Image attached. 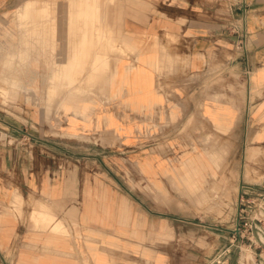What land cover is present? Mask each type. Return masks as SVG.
Returning <instances> with one entry per match:
<instances>
[{
	"label": "crops",
	"instance_id": "1",
	"mask_svg": "<svg viewBox=\"0 0 264 264\" xmlns=\"http://www.w3.org/2000/svg\"><path fill=\"white\" fill-rule=\"evenodd\" d=\"M15 10L34 26L8 30L20 49L0 62L19 87L0 97V264H197L186 233L201 225L170 199L230 177L171 173L177 131L193 119L198 142L239 143V192L264 181V0H0L3 26ZM248 196L264 264V204Z\"/></svg>",
	"mask_w": 264,
	"mask_h": 264
},
{
	"label": "rangeland",
	"instance_id": "2",
	"mask_svg": "<svg viewBox=\"0 0 264 264\" xmlns=\"http://www.w3.org/2000/svg\"><path fill=\"white\" fill-rule=\"evenodd\" d=\"M25 16H23V18H25ZM18 18L19 16L15 10L11 13V21H9L7 25L5 24L3 26L0 23V62H5L6 56L11 51H16V53H18L17 51L20 49L17 45V37L4 39V37L9 35L7 33L9 29L16 31L19 25V30H22V32H24V28L31 32L33 30V22L16 20ZM19 64H21V68H23L20 70L21 74L25 73V77L33 78L34 71L24 69V66L29 67V65L16 61L17 67ZM80 74L81 71H74L75 78H80ZM15 75L18 78V70L15 72ZM18 92L19 87L17 85H12L8 79H5V75L0 77L1 99L6 102L16 101ZM217 109L218 113L225 112L226 106L218 104ZM212 118L217 126H225L226 118L224 115L220 117L216 114V116ZM167 122L170 121L166 120L164 123L168 124ZM166 124L162 127L154 126L155 131L159 133V137L162 140H171L170 142L173 144L175 139L177 141L178 135L185 136V138L189 139L187 140V142L189 141L188 143L182 145L184 149H182L180 154L183 157L178 161L184 158L185 153H204L206 161L212 164L211 173L225 174L230 177L228 178L229 180L227 179V182L218 181L212 184L207 183V189L200 192L199 189L194 192H184L182 190L180 194L183 198L170 199L171 204L176 201L179 205L181 213L178 216L182 217L187 222H198L202 228L200 235H194L191 229L187 230L186 237L191 240H187L188 242L185 246L187 252L186 257H196L198 259L196 261L197 264H221L226 257L230 255L233 257L234 261L233 263L230 262L231 264H256L258 257L257 230H250L249 228L248 230L247 227L249 225H244V222H241V230L237 225L238 213L242 206L240 204L242 192H239V188L245 184V182L241 180L242 165L240 144L236 142L234 145L227 144L220 133H218V135H212L210 132L205 133V131L203 132L205 136L204 139L202 142H198L196 136L192 137L191 133L198 128L193 124V119H188L179 131H177V134H179L175 135V138H171L166 136L170 132ZM232 145L234 149H232ZM153 152L161 154L163 152L168 153L169 151L165 149H156ZM174 165L175 164L171 165L170 168ZM230 179H233V181L231 182ZM184 212L186 213L184 214ZM194 237L199 238L193 242ZM181 248L183 249V247L170 245L171 257H178V250ZM182 249L180 251H182ZM245 255L251 256L244 257ZM199 259H201L200 263ZM186 264L193 263L187 261Z\"/></svg>",
	"mask_w": 264,
	"mask_h": 264
},
{
	"label": "bare ground",
	"instance_id": "3",
	"mask_svg": "<svg viewBox=\"0 0 264 264\" xmlns=\"http://www.w3.org/2000/svg\"><path fill=\"white\" fill-rule=\"evenodd\" d=\"M74 4V3H73ZM71 5V4H70ZM81 5V4H80ZM79 5V6H80ZM21 6V5H20ZM27 7V6H26ZM83 7V6H82ZM81 7V9H82ZM93 7V6H92ZM73 8V7H72ZM71 8V9H72ZM75 8V7H74ZM79 8V7H78ZM81 9H77V14H79L80 10ZM17 10V9H16ZM85 10V9H84ZM82 11V10H81ZM39 12V11H38ZM59 12V11H58ZM74 12V11H73ZM72 12V13H73ZM87 12V11H86ZM25 13V11H24ZM76 13V12H75ZM82 14V12H80ZM18 14H20V12H18ZM39 14V13H38ZM37 14V15H38ZM70 14H71V11H70ZM80 14V15H81ZM85 13L83 12V15ZM24 15V14H23ZM69 15V14H68ZM79 15V16H80ZM30 17V16H29ZM84 17V16H83ZM75 18V16H74ZM17 20V19H16ZM22 20V19H21ZM49 20V19H48ZM68 20V19H67ZM74 21V19H73ZM44 22V21H43ZM69 22V21H68ZM67 22V23H68ZM32 23V22H31ZM74 24V22H72ZM72 24V25H73ZM74 25H77V24H74ZM16 26V25H15ZM68 26V25H67ZM76 27V26H75ZM73 27V28H75ZM72 28V29H73ZM68 31V29H67ZM85 43V42H84ZM83 43V44H84ZM75 46V45H74ZM16 56V55H15ZM74 56V55H73ZM77 58V57H76ZM9 59V58H8ZM75 60V59H74ZM73 60V62H74ZM76 61V60H75ZM25 62V61H24ZM70 62V61H69ZM79 63V62H78ZM10 64V63H9ZM106 64V63H105ZM71 65V64H70ZM83 65V64H82ZM8 67V65H7ZM72 67V66H71ZM74 67V66H73ZM11 68V67H10ZM83 69V67L81 68ZM12 71V70H11ZM64 72V71H63ZM67 72V71H66ZM8 73V72H6ZM5 73V74H6ZM67 74V73H66ZM70 76V74H68ZM67 75V76H68ZM74 77V76H73ZM72 77V78H73ZM67 80V79H66ZM73 81V80H72ZM71 82V81H70ZM80 89V88H79ZM69 90V89H68ZM82 90V89H81ZM80 90V91H81ZM70 91V90H69ZM86 92V90H85ZM74 93V92H73ZM209 163V162H208ZM211 163V162H210ZM210 165V164H209ZM210 167L207 165V161H206V156L204 153H185V156L182 160H180L177 164H175L171 169V173H175V174H182V175H185L187 178L188 177H192L194 175H199L205 171H207ZM178 176V175H177ZM180 179V178H179ZM183 184V183H182ZM187 185V188L190 190L189 192H194L196 190H198L200 187L199 185L195 184V183H186ZM184 186V185H183ZM56 251V250H55ZM251 255H245L244 257H250Z\"/></svg>",
	"mask_w": 264,
	"mask_h": 264
},
{
	"label": "built area",
	"instance_id": "4",
	"mask_svg": "<svg viewBox=\"0 0 264 264\" xmlns=\"http://www.w3.org/2000/svg\"><path fill=\"white\" fill-rule=\"evenodd\" d=\"M250 186L251 187H245L241 195L240 204L242 206L239 210L237 218V225L240 227V230L242 229L241 222H244V225H249L247 229L249 228L250 230H255L257 228V222L261 221L257 214V209L255 207L252 208L254 200H252L253 198L248 195H253V197L255 196L254 199H257V202L259 203L258 207H262V205L264 204V181L262 183ZM252 211L255 212L254 215L251 214Z\"/></svg>",
	"mask_w": 264,
	"mask_h": 264
}]
</instances>
